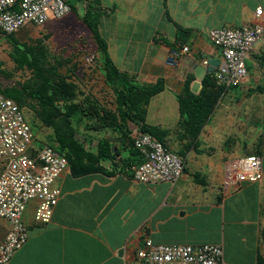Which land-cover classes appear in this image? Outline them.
Returning <instances> with one entry per match:
<instances>
[{"label": "crops", "instance_id": "crops-1", "mask_svg": "<svg viewBox=\"0 0 264 264\" xmlns=\"http://www.w3.org/2000/svg\"><path fill=\"white\" fill-rule=\"evenodd\" d=\"M66 2L77 17L85 12V0ZM102 7L106 15L99 30L117 68L141 85L163 80L145 124L169 131L165 144L184 153L179 155L184 174L174 185L143 184L120 167L111 172L110 162L102 163L104 171L81 176L67 170L55 182L61 195L49 224L35 222L36 200L27 205L23 221L29 238L8 264H133L147 239L220 245L226 264H264V178L229 191L223 184L226 163L241 157L260 156L264 175V47L255 45L246 60L245 82L222 93L197 140L184 136L176 98L189 76L192 91L200 92L207 60L222 64L207 32L257 22L255 11L264 9V0H102ZM180 28L191 34L184 41ZM135 128L130 124L131 137ZM98 134L97 139L85 135L89 149L100 139L120 147L118 133ZM195 175L206 183H197ZM8 228L0 218V244Z\"/></svg>", "mask_w": 264, "mask_h": 264}, {"label": "built area", "instance_id": "built-area-1", "mask_svg": "<svg viewBox=\"0 0 264 264\" xmlns=\"http://www.w3.org/2000/svg\"><path fill=\"white\" fill-rule=\"evenodd\" d=\"M72 13L66 0H0V34H18L28 26L41 27L51 19L61 20ZM257 22L241 28H215L207 32L209 40L221 51L222 64L215 82L226 89L245 82L246 60L256 44L264 47V9L255 11ZM183 53L189 52L184 46ZM208 65V60L205 62ZM142 162L121 171L143 184L166 182L176 184L184 174L185 161L165 144L138 127L132 133ZM32 126L17 103L0 90V218L8 222L7 234L0 244V264H8L29 238L23 215L30 201L38 206L34 213L37 224L52 220L61 191L56 180L70 169L67 159L43 144L35 148ZM119 170V169H118ZM120 171V170H119ZM261 157L251 155L230 160L224 168V188L233 190L242 183L263 180ZM133 264H226L220 245L155 244L145 240Z\"/></svg>", "mask_w": 264, "mask_h": 264}, {"label": "trees", "instance_id": "trees-1", "mask_svg": "<svg viewBox=\"0 0 264 264\" xmlns=\"http://www.w3.org/2000/svg\"><path fill=\"white\" fill-rule=\"evenodd\" d=\"M85 1V12L81 16V21L91 33L100 63V73L106 85L114 93L113 110L94 105L87 98L80 101L77 86L56 74L55 68L47 67L46 52L43 47L20 43L15 39L17 34L7 36L0 34L13 42L11 57L17 67L32 70L34 77L37 78L35 88L24 87L21 90L0 88V90L7 98L14 100L21 109L25 106L26 95L35 102L36 107L40 109L38 114L43 124L54 131V145L44 144L67 159L75 176L104 171L103 162L112 163L111 172L119 167L126 169L131 164L141 163L142 157L134 146L130 124L138 127L141 132L152 135L163 144L169 132L145 124L147 107L151 99L164 90L163 80H159L154 85H141L117 68L109 55L107 42L99 30L102 18L106 15L102 0ZM71 7L75 12L74 5ZM179 32L182 41L191 35L188 30L182 28ZM193 81L194 77L189 76L184 83L182 93L176 98L184 136L197 140L204 126L210 121L218 100L226 88L216 85L213 73L204 77L198 94L191 89ZM85 120L91 121L90 124L86 123L88 131L99 133L111 130L118 133L120 147L114 145L113 140L112 142L109 139H100L95 149H89L85 142L86 136L79 134V131L73 127L74 122L82 124ZM126 149L129 151L124 155ZM179 155L182 156L184 153ZM195 179L199 184L206 183L199 175H195Z\"/></svg>", "mask_w": 264, "mask_h": 264}, {"label": "rangeland", "instance_id": "rangeland-1", "mask_svg": "<svg viewBox=\"0 0 264 264\" xmlns=\"http://www.w3.org/2000/svg\"><path fill=\"white\" fill-rule=\"evenodd\" d=\"M72 3L77 5L75 1ZM15 39L32 47H43L47 67L55 68L56 74L77 86L80 101L87 98L90 103L99 107L112 110L115 108L114 93L100 73V63L91 33L74 11L61 20L51 19L41 27L28 26ZM12 52L13 42L0 36V88H35L37 78L34 77V72L18 68L11 57ZM35 107V102L26 95L22 110L36 136L33 146L38 147L43 143L53 146L54 131L43 124L38 114L40 109L36 107V110ZM86 123L90 124L91 121L85 120L82 124L74 122L73 127L81 135L90 134L91 138H99L98 133L94 134L86 129ZM219 154L220 151L217 150L216 156Z\"/></svg>", "mask_w": 264, "mask_h": 264}, {"label": "water", "instance_id": "water-1", "mask_svg": "<svg viewBox=\"0 0 264 264\" xmlns=\"http://www.w3.org/2000/svg\"><path fill=\"white\" fill-rule=\"evenodd\" d=\"M208 74H212L215 69L220 65V61L216 60V59H210L208 60ZM120 255L122 254V251H120L119 253Z\"/></svg>", "mask_w": 264, "mask_h": 264}]
</instances>
